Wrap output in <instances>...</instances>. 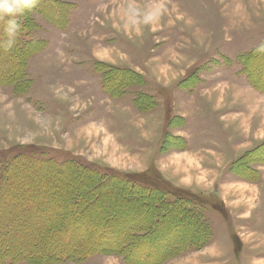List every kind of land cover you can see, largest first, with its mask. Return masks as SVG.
I'll return each mask as SVG.
<instances>
[{"label": "rangeland", "instance_id": "1", "mask_svg": "<svg viewBox=\"0 0 264 264\" xmlns=\"http://www.w3.org/2000/svg\"><path fill=\"white\" fill-rule=\"evenodd\" d=\"M16 19L6 264H264V0H36ZM42 233L55 257L29 253Z\"/></svg>", "mask_w": 264, "mask_h": 264}, {"label": "trees", "instance_id": "2", "mask_svg": "<svg viewBox=\"0 0 264 264\" xmlns=\"http://www.w3.org/2000/svg\"><path fill=\"white\" fill-rule=\"evenodd\" d=\"M0 36H1V32H0ZM17 37H18V34H17ZM96 174L99 176H103L100 172L98 173V172H96ZM109 176V175H108ZM110 176H113V175H110ZM120 180L122 181V183H123V186H124V190H126L127 189V191L128 192H131L132 190H134L133 188H134V185H139L140 187H141V189H143V190H147L148 191V193H149V191L150 190H152L151 188H146L145 186H143L144 184H141L140 182H138V180L137 179H135V178H133V177H131V176H129V175H126V176H124V178H121L120 177ZM119 180V181H120ZM140 183V184H138V183ZM137 183V184H136ZM76 196V195H75ZM75 197L73 196V199H74ZM167 197H165V199H166ZM179 201V199H177V198H174V200L172 201V202H168V203H173L172 204V206H175V208H180V209H182L183 208V211H184V207H183V205H181V204H179L180 202H178ZM218 209H219V211H220V213L222 214V216H225V215H223L224 213H225V209H224V207H223V204H222V202H220L219 204H218ZM180 211V210H179ZM190 211V210H189ZM59 217H60V215H59ZM60 220V219H59ZM54 223H56V226H59L60 225V228L64 225V223L62 222V224H60V221H54L53 222V224ZM192 223V222H191ZM55 225V224H54ZM70 225H72V224H70ZM73 227V226H72ZM64 228H65V226H64ZM64 228H62V229H59L60 230V232H64ZM72 231H73V229H71ZM135 230V229H134ZM136 231V230H135ZM60 232H57V233H54L53 235H58V237L60 236ZM43 235H41L40 237L38 236V240L40 241V242H36V243H34V244H32V249H31V247H29V253L30 254H39V255H46V256H49L50 255V253H52V255L51 256H53V257H55L56 256V254L52 251V247H49L48 245H47V242H48V236H49V234L48 235H45V233H42ZM104 234H106V232L105 231H102V236L104 235ZM53 235H51V236H49V238H51ZM32 237H34L35 238V236H31V238ZM127 237L128 236H126V235H121V236H119L118 237V239L116 240V243L117 242H119V241H121V239L122 238H126L127 239ZM138 238V237H137ZM139 238H144V237H139ZM59 239V241H58V244H60V246L62 245V247H69V245H67L66 244V242L65 241H62L60 238H58ZM29 241L30 240H28L27 239V244L29 243ZM207 241V240H206ZM108 242V241H107ZM19 244L21 243L22 244V242H18ZM40 243V244H39ZM72 244V243H71ZM120 244H122V243H120ZM19 246V245H18ZM30 246H31V244H30ZM118 246H121V248L123 247V248H129L127 245H118ZM118 246H109L110 248H112V249H117L116 247H118ZM20 247V246H19ZM109 247H107V248H109ZM71 248H73V247H71ZM85 248V247H84ZM120 248V247H119ZM68 249H70V248H68ZM12 250L9 248V246H5L4 244H2V243H0V264H6V263H8L9 262V260H8V254L11 252ZM40 252H42V254H40ZM81 254L83 255V251H82V249H81ZM61 254V253H60ZM60 254H58V255H60ZM87 254V253H86ZM86 254H84V255H86ZM63 256H67V255H65V252L62 254ZM62 256V257H63ZM56 258H59V256L58 257H56Z\"/></svg>", "mask_w": 264, "mask_h": 264}, {"label": "clouds", "instance_id": "3", "mask_svg": "<svg viewBox=\"0 0 264 264\" xmlns=\"http://www.w3.org/2000/svg\"><path fill=\"white\" fill-rule=\"evenodd\" d=\"M36 0H0V48L4 51L10 50L16 43L17 34L20 31V24L17 17L26 9L35 5ZM264 52V45L258 48Z\"/></svg>", "mask_w": 264, "mask_h": 264}]
</instances>
